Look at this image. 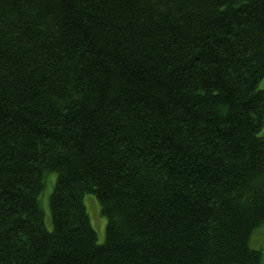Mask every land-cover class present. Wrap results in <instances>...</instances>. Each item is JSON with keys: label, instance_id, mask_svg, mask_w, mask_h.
<instances>
[{"label": "trees", "instance_id": "1", "mask_svg": "<svg viewBox=\"0 0 264 264\" xmlns=\"http://www.w3.org/2000/svg\"><path fill=\"white\" fill-rule=\"evenodd\" d=\"M263 124L264 0H0V264H261Z\"/></svg>", "mask_w": 264, "mask_h": 264}, {"label": "rangeland", "instance_id": "2", "mask_svg": "<svg viewBox=\"0 0 264 264\" xmlns=\"http://www.w3.org/2000/svg\"><path fill=\"white\" fill-rule=\"evenodd\" d=\"M260 132L264 133V124ZM55 181L53 182L52 185H49L48 190L44 192L47 194H45V196L44 193L42 194V208L45 213L46 224L49 227H51L52 225L51 209H50V193L54 188ZM84 199L87 205L89 215L91 217L92 225L98 234V242L102 243L106 238L107 218L102 214L101 204L95 194L87 193ZM252 246L256 248H263L264 250V223L254 232L252 238ZM261 264H264V254Z\"/></svg>", "mask_w": 264, "mask_h": 264}]
</instances>
